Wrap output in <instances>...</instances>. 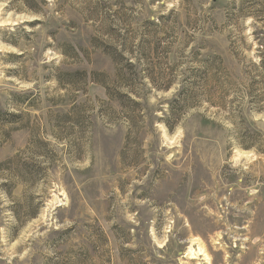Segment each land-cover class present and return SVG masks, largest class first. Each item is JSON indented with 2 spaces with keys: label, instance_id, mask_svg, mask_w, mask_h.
<instances>
[{
  "label": "rangeland",
  "instance_id": "374dc122",
  "mask_svg": "<svg viewBox=\"0 0 264 264\" xmlns=\"http://www.w3.org/2000/svg\"><path fill=\"white\" fill-rule=\"evenodd\" d=\"M263 61L264 0H0V264H264Z\"/></svg>",
  "mask_w": 264,
  "mask_h": 264
},
{
  "label": "trees",
  "instance_id": "16d2710c",
  "mask_svg": "<svg viewBox=\"0 0 264 264\" xmlns=\"http://www.w3.org/2000/svg\"><path fill=\"white\" fill-rule=\"evenodd\" d=\"M120 56L122 58H124V56H122V55H120ZM124 60L126 61L127 65L130 67L131 66L130 60L125 59V58H124ZM263 65H264V61L262 62L261 66H263ZM203 68L206 70V73L210 72V69L211 68L209 67V65H204ZM117 71L118 72H116V76H118V78H120V80H124L125 81V78L129 75L126 72V70H124V68L121 67V69H119ZM76 73H78V72H76ZM71 75H74V73L71 74ZM71 75H69V76H71ZM128 78L130 79L131 77L128 76ZM129 79H126V80H129ZM92 81H94V83H97L100 86L102 85L100 82H97L95 80H92ZM204 81L205 82L217 83V82H215L214 78L206 79ZM124 83H126V82H124ZM192 89L193 88H190V89L186 90L185 88H181L179 91H177V95H176V96H178L177 99L180 100L179 97H183V98H181L182 100H184L186 102H188V101L190 102L191 100L194 99V97H196V93H194V91ZM130 95H133L135 98L137 97V93H136V91L132 87H130L128 93L125 94V95H123V96L125 98H127L128 100H130L131 103L134 104V106L138 105V103L134 99L130 98ZM175 101H177V100H175ZM175 101H174V103H175ZM132 127H134V125L131 126V129H132ZM167 128H169V130H171V127H170V125L168 123H167Z\"/></svg>",
  "mask_w": 264,
  "mask_h": 264
},
{
  "label": "bare ground",
  "instance_id": "6f19581e",
  "mask_svg": "<svg viewBox=\"0 0 264 264\" xmlns=\"http://www.w3.org/2000/svg\"><path fill=\"white\" fill-rule=\"evenodd\" d=\"M205 258H207V256H204Z\"/></svg>",
  "mask_w": 264,
  "mask_h": 264
}]
</instances>
